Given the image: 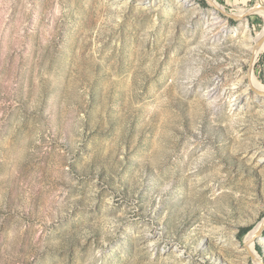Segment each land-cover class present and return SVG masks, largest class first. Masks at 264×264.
<instances>
[{"label": "rangeland", "instance_id": "rangeland-1", "mask_svg": "<svg viewBox=\"0 0 264 264\" xmlns=\"http://www.w3.org/2000/svg\"><path fill=\"white\" fill-rule=\"evenodd\" d=\"M189 1L0 0V264H264V0Z\"/></svg>", "mask_w": 264, "mask_h": 264}, {"label": "bare ground", "instance_id": "bare-ground-1", "mask_svg": "<svg viewBox=\"0 0 264 264\" xmlns=\"http://www.w3.org/2000/svg\"><path fill=\"white\" fill-rule=\"evenodd\" d=\"M185 1H187L188 3L190 2L189 0H185ZM214 4H215L216 9H218V10L221 9L219 7V5H217L216 3H214ZM238 16H240V18H241L242 15H238ZM222 29L225 30V31L224 30L223 31L226 34H228L229 32H231V33H237V32H241V31H246L248 28H247V25H243L242 27H236L235 29H233L231 31L228 30V29H226V28H222ZM248 38H250L249 35H248ZM262 49H264V36L262 37V43L259 45V49L254 48V50L252 52L253 53V57H256L257 53L259 51H261ZM246 87H249L250 89H253L255 92H257V93H259V94H261V95L264 96V85H262L258 81V79L255 77V75L253 73H251V72L248 74V82L246 84ZM242 99H243V96L240 95L239 93H238V95L234 99L232 98V100L230 101V103H231V110L234 111L235 109H240V106L239 105L244 100V99L243 100ZM263 224H264V218H263L262 221H260L258 223V225H256V227H254L249 233H247V235L245 237L246 245L249 247V250H251L250 252L253 255H256L255 249H254L255 242L257 240H261L262 241L261 232H262V229H263L262 228L263 227Z\"/></svg>", "mask_w": 264, "mask_h": 264}, {"label": "water", "instance_id": "water-1", "mask_svg": "<svg viewBox=\"0 0 264 264\" xmlns=\"http://www.w3.org/2000/svg\"><path fill=\"white\" fill-rule=\"evenodd\" d=\"M208 1L215 7V4L212 2V0H208ZM247 13H249V12H247ZM224 14H226L228 16H232L233 18H240V16L229 15V14H227L225 12H224ZM258 46H259V42H256L255 47H258Z\"/></svg>", "mask_w": 264, "mask_h": 264}, {"label": "trees", "instance_id": "trees-1", "mask_svg": "<svg viewBox=\"0 0 264 264\" xmlns=\"http://www.w3.org/2000/svg\"><path fill=\"white\" fill-rule=\"evenodd\" d=\"M247 231V230H246ZM258 250V249H257ZM258 252H260V250H258Z\"/></svg>", "mask_w": 264, "mask_h": 264}]
</instances>
